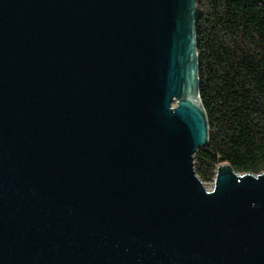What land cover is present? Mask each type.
I'll use <instances>...</instances> for the list:
<instances>
[{
	"label": "water",
	"instance_id": "1",
	"mask_svg": "<svg viewBox=\"0 0 264 264\" xmlns=\"http://www.w3.org/2000/svg\"><path fill=\"white\" fill-rule=\"evenodd\" d=\"M195 6L0 0V264H264V172L194 171Z\"/></svg>",
	"mask_w": 264,
	"mask_h": 264
},
{
	"label": "trees",
	"instance_id": "2",
	"mask_svg": "<svg viewBox=\"0 0 264 264\" xmlns=\"http://www.w3.org/2000/svg\"><path fill=\"white\" fill-rule=\"evenodd\" d=\"M199 98L209 141L194 161L212 179L264 170V0H195Z\"/></svg>",
	"mask_w": 264,
	"mask_h": 264
},
{
	"label": "rangeland",
	"instance_id": "3",
	"mask_svg": "<svg viewBox=\"0 0 264 264\" xmlns=\"http://www.w3.org/2000/svg\"><path fill=\"white\" fill-rule=\"evenodd\" d=\"M216 169L217 168L215 167V169H214V175L216 173ZM194 171H195L196 176L200 179V181L204 185L205 189H207V190L212 189L214 177L212 179H210L205 174L204 170L200 166H198V164L196 163V161H194ZM261 172H264V170L261 171Z\"/></svg>",
	"mask_w": 264,
	"mask_h": 264
},
{
	"label": "bare ground",
	"instance_id": "4",
	"mask_svg": "<svg viewBox=\"0 0 264 264\" xmlns=\"http://www.w3.org/2000/svg\"><path fill=\"white\" fill-rule=\"evenodd\" d=\"M171 106H172V108L178 107V104L176 102V98L173 99Z\"/></svg>",
	"mask_w": 264,
	"mask_h": 264
}]
</instances>
